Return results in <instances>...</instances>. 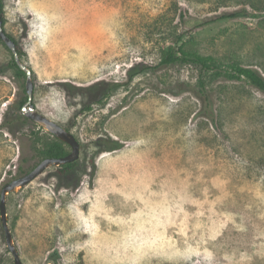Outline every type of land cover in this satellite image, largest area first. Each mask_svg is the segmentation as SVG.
<instances>
[{"label":"rangeland","instance_id":"1","mask_svg":"<svg viewBox=\"0 0 264 264\" xmlns=\"http://www.w3.org/2000/svg\"><path fill=\"white\" fill-rule=\"evenodd\" d=\"M3 3L31 103L80 143L72 176L52 165L7 196L23 264H264V92L160 65L174 28V46L264 75V0ZM12 58L0 40V194L53 139L26 116ZM103 135L122 147L100 152ZM0 264H15L1 219Z\"/></svg>","mask_w":264,"mask_h":264},{"label":"trees","instance_id":"2","mask_svg":"<svg viewBox=\"0 0 264 264\" xmlns=\"http://www.w3.org/2000/svg\"><path fill=\"white\" fill-rule=\"evenodd\" d=\"M0 10L2 12V15H4L3 0H0ZM236 16H238V12H230V13H223L221 15V18L228 19V18H234ZM4 24H5V20L3 18V25ZM8 36L11 37V39L15 42L19 57L20 58L23 57L24 52L19 47L16 39L10 34H8ZM167 37L170 39L172 43L168 46L167 50L165 51V54L161 59L160 65H176V64L183 65L187 63H192L196 65L197 67H199L201 71L205 73H212L215 76H224L225 78L230 79V80L245 79L252 86L264 92V75L258 69L250 67V66H244L239 63H231V64H228L227 67H223L217 64V60L213 57L201 56L191 51H188L181 44L178 47H176L173 44H177V42L182 41V35L180 33H177L174 28L170 31ZM12 66L14 67L17 76L27 77L26 72L23 69H21L16 63L14 56L12 58ZM31 73L33 75V71ZM200 83H201L200 97L202 99L209 98L208 90L206 88L205 81L203 80V78L200 81ZM27 101H28V96L21 103L23 104L24 102H27ZM204 116L210 117L211 115L208 111H206L204 113ZM14 123H15L14 119L5 120L4 122V124L9 127L13 126ZM95 142L100 152H109V151H113V150H116L122 147V143L120 141L108 135H103V137L99 138ZM67 146L68 145L65 144L63 141L53 136L52 141L47 142L44 149L42 150L41 152L42 157L43 158L64 157L70 152ZM77 165H78V162L77 160H75V161L64 163V164H61L60 166H57V174L59 178L66 179L67 177L72 176V174L77 169ZM91 165H92V168L95 169L94 159H91Z\"/></svg>","mask_w":264,"mask_h":264},{"label":"water","instance_id":"3","mask_svg":"<svg viewBox=\"0 0 264 264\" xmlns=\"http://www.w3.org/2000/svg\"><path fill=\"white\" fill-rule=\"evenodd\" d=\"M0 39L4 41V43L8 46V48L13 52V56L15 58L16 63L27 74L25 89L28 96V101L31 103L33 97V91H34V82L31 78L32 71L20 60L15 42L6 33L3 25V15L1 10H0ZM25 109L27 111L26 116L28 118H30L32 121L37 123L39 127L47 130L53 136L63 141L65 144L69 145L71 147V151L64 157H60V158L46 157L42 159L32 170H30L24 175L13 178L11 181L6 183L1 190V194H0L1 225L4 230L7 248L12 253L15 264H23V262L20 258L19 250L13 240V235L8 225L7 196L12 192H17L18 190L29 184L38 175L43 173L45 169L48 168L49 166L52 165L60 166L61 164L75 161L78 159L80 153V143L72 132L65 129L60 124L48 118L44 114L40 113L32 103L28 108Z\"/></svg>","mask_w":264,"mask_h":264}]
</instances>
